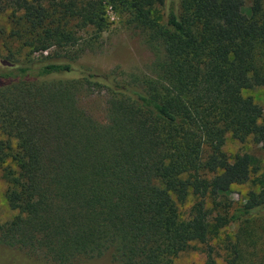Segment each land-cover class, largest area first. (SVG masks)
<instances>
[{
    "label": "trees",
    "instance_id": "trees-1",
    "mask_svg": "<svg viewBox=\"0 0 264 264\" xmlns=\"http://www.w3.org/2000/svg\"><path fill=\"white\" fill-rule=\"evenodd\" d=\"M107 7L151 52L144 71L77 66L93 48L78 30L98 40ZM0 12L27 48L0 53V176L16 212L0 220V264H175L195 243L203 264H264V171L223 149L227 133L264 141V108L243 94L264 86V0H0ZM94 93L100 119L81 105ZM246 182L241 202L219 200Z\"/></svg>",
    "mask_w": 264,
    "mask_h": 264
},
{
    "label": "rangeland",
    "instance_id": "rangeland-1",
    "mask_svg": "<svg viewBox=\"0 0 264 264\" xmlns=\"http://www.w3.org/2000/svg\"><path fill=\"white\" fill-rule=\"evenodd\" d=\"M7 12H0V53L5 54L6 48L4 43L16 47L20 53H25L27 48L20 47L19 41L8 38L7 30L9 28ZM108 27L102 33L98 40L91 39L94 28L86 27L78 30L81 39L90 40L93 48H87L86 51L77 59V66H91L100 70H110L118 68L123 73L141 72L147 68V65L152 59V54L144 44L138 31L134 30L131 23L129 24L124 12H116L110 7L106 9ZM87 45V46H88ZM47 52V50H44ZM245 96H250L253 100L264 108V86H256L251 89L243 90ZM81 105L87 109L94 117L100 119L104 115V96L103 94L94 93L90 96L81 98ZM223 149L228 154L237 152H249L257 156L260 160V171H264V141L255 142L251 137L244 141H240L227 133ZM253 186L251 182L243 184H233L230 190L225 193L219 200L233 201L234 205L241 202ZM5 184L0 176V220L6 221L12 218L16 213L6 202L4 197ZM193 201L190 196L183 204L179 206L181 217L187 216L189 207ZM211 205V204H210ZM215 211V210H214ZM235 223H229L225 226L220 234V237L225 232L233 233L236 229ZM199 244H194L188 251L180 254L175 259V264H203L204 256L200 252ZM92 264H108L107 261L97 260Z\"/></svg>",
    "mask_w": 264,
    "mask_h": 264
}]
</instances>
